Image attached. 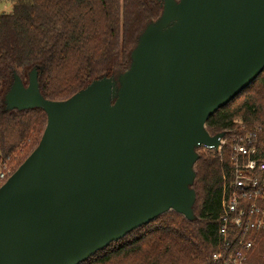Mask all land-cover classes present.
<instances>
[{
	"label": "water",
	"instance_id": "95a60500",
	"mask_svg": "<svg viewBox=\"0 0 264 264\" xmlns=\"http://www.w3.org/2000/svg\"><path fill=\"white\" fill-rule=\"evenodd\" d=\"M129 68L71 97L18 73L6 111L43 109L40 142L0 188V264H81L168 211L195 220L207 121L264 70V0H162Z\"/></svg>",
	"mask_w": 264,
	"mask_h": 264
},
{
	"label": "trees",
	"instance_id": "16d2710c",
	"mask_svg": "<svg viewBox=\"0 0 264 264\" xmlns=\"http://www.w3.org/2000/svg\"><path fill=\"white\" fill-rule=\"evenodd\" d=\"M13 1L11 11L0 12V155L18 166L40 142L47 115L39 108L5 110L14 73L38 68L43 95L67 99L96 78L127 70L140 34L163 6L162 0ZM207 129L225 132L227 143L195 164L196 219L168 211L81 264H217L223 197L234 180L233 145L251 135L264 159V70L209 117ZM255 236L248 264H264V230Z\"/></svg>",
	"mask_w": 264,
	"mask_h": 264
},
{
	"label": "built area",
	"instance_id": "2783aa9c",
	"mask_svg": "<svg viewBox=\"0 0 264 264\" xmlns=\"http://www.w3.org/2000/svg\"><path fill=\"white\" fill-rule=\"evenodd\" d=\"M224 138L218 152L226 145ZM200 149L215 151L209 147ZM232 165V190L225 191L223 197L222 244L213 260L217 264H248L256 246L255 234L264 230V159L258 155L251 135L233 145ZM16 168L10 158L0 155V188Z\"/></svg>",
	"mask_w": 264,
	"mask_h": 264
},
{
	"label": "rangeland",
	"instance_id": "374dc122",
	"mask_svg": "<svg viewBox=\"0 0 264 264\" xmlns=\"http://www.w3.org/2000/svg\"><path fill=\"white\" fill-rule=\"evenodd\" d=\"M14 5V1L13 0H4L3 2L0 3V12H9L12 10V7ZM30 72V71H29ZM29 72L28 73H24L22 76L23 81L25 82V84H28V80H29ZM27 74V75H26ZM225 139V138H224ZM227 143V140H226ZM197 152L202 155V154H207L210 155L212 154L213 151H209V150H203V149H198ZM16 165V164H15ZM20 165L17 166L16 170L18 169Z\"/></svg>",
	"mask_w": 264,
	"mask_h": 264
}]
</instances>
